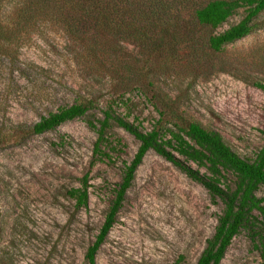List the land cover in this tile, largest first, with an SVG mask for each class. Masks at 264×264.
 Segmentation results:
<instances>
[{"label": "rangeland", "instance_id": "374dc122", "mask_svg": "<svg viewBox=\"0 0 264 264\" xmlns=\"http://www.w3.org/2000/svg\"><path fill=\"white\" fill-rule=\"evenodd\" d=\"M9 7L8 0L0 1L1 24ZM244 16L240 9L213 31L181 29L173 50L164 46L158 55L121 44V62L103 69H90L79 56V43L56 24L32 26L29 35L17 36V46L0 42V264H87L85 253L139 146L111 123V144L104 149L111 158L94 156L97 135L87 121L102 119L111 101L117 115L143 131L158 125L168 139L175 124L198 123L217 131L240 157L254 159L264 144V91L255 86L264 84V11L246 37L219 52L207 45L208 36ZM123 92L127 105L119 100ZM83 100L94 102L85 116L43 134L31 132L41 117ZM84 178L88 205L76 209L67 193ZM233 181L227 174L224 185L233 189ZM221 210L218 199L150 150L95 262L171 264L182 256L195 264ZM220 264H264V258L242 230Z\"/></svg>", "mask_w": 264, "mask_h": 264}, {"label": "trees", "instance_id": "16d2710c", "mask_svg": "<svg viewBox=\"0 0 264 264\" xmlns=\"http://www.w3.org/2000/svg\"><path fill=\"white\" fill-rule=\"evenodd\" d=\"M8 3L6 23H0V42L17 46V36L22 32L29 35L32 26L38 28L44 23L56 24L79 43V56L90 65V69L93 65L103 69L107 64L121 62L119 59L122 58H117V55L124 43H132L156 55L164 46L169 51L173 50L181 29L195 31L207 28L213 31L238 10L244 9L245 16L238 23L208 36L209 49L219 52L225 45L246 37L251 31L252 21L264 11V0H208L205 3L199 0H8ZM107 72L111 77L118 76L115 70ZM255 86L264 91L263 83H256ZM119 92H122V87H119ZM124 94H120L119 100L127 105L129 99L124 101ZM93 103L92 100H83L49 113L31 127V132L43 134L67 121L81 118L93 107ZM112 104L116 103L109 102L103 110L102 119L87 121L88 127L97 135L93 145L94 156L98 159L111 158L104 151L111 144L107 137L111 123L132 135L139 146L115 186L114 198L104 222L85 253L86 263L96 264V253L116 221L138 166L150 150L172 163L200 184L213 200L218 199L222 204L214 233L206 239L195 264H220L233 238L242 230L247 231L255 249L264 258V194L257 195L261 189L264 190V144L254 159H244L217 131L206 130L198 123H187L181 127L175 124L177 131L169 130V138L165 139L158 125L150 131H143L138 125L117 115ZM159 113L163 119L165 113ZM200 169H204V173ZM227 174L234 177L233 189L224 185ZM67 194L76 209L86 208L89 198L87 179L84 178L79 188H72ZM171 264L186 263L180 256Z\"/></svg>", "mask_w": 264, "mask_h": 264}]
</instances>
